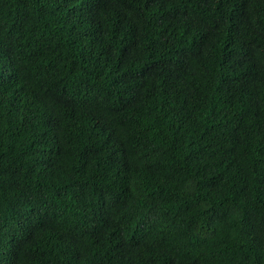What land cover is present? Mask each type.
I'll return each instance as SVG.
<instances>
[{"label": "trees", "instance_id": "1", "mask_svg": "<svg viewBox=\"0 0 264 264\" xmlns=\"http://www.w3.org/2000/svg\"><path fill=\"white\" fill-rule=\"evenodd\" d=\"M0 264H264V0H0Z\"/></svg>", "mask_w": 264, "mask_h": 264}]
</instances>
